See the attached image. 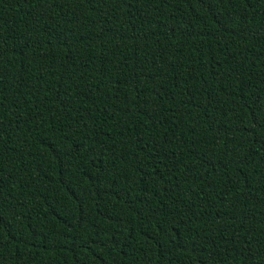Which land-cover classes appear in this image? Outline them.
Instances as JSON below:
<instances>
[{
  "label": "trees",
  "instance_id": "1",
  "mask_svg": "<svg viewBox=\"0 0 264 264\" xmlns=\"http://www.w3.org/2000/svg\"><path fill=\"white\" fill-rule=\"evenodd\" d=\"M0 264H264V0H0Z\"/></svg>",
  "mask_w": 264,
  "mask_h": 264
}]
</instances>
